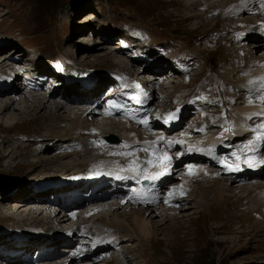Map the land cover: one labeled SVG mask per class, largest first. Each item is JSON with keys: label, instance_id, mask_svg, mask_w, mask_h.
<instances>
[{"label": "rangeland", "instance_id": "obj_1", "mask_svg": "<svg viewBox=\"0 0 264 264\" xmlns=\"http://www.w3.org/2000/svg\"><path fill=\"white\" fill-rule=\"evenodd\" d=\"M189 1L192 0H80L77 3L76 2L72 3L69 0H0V34L9 35L10 32H12L14 35L17 36L15 38L16 42H20L22 40L26 46H32V45L37 46L45 40H48L49 43L53 41L54 44H56V40L57 39L59 40V38L63 36V33H66L68 31L69 32L68 36H64L61 39L62 42L59 43L62 46L60 51L62 52L63 55L68 56L69 60H75L74 65H77L78 61L79 62L82 61L78 65H82V66L87 65L90 68L109 70V69H113L112 66L116 65L115 61H113V58L108 56L109 54L105 55L106 54L105 53L104 54L105 57L104 55L100 56L99 53L103 52V50L106 49L102 48L101 45L98 44L97 42L98 38L96 39L94 38L95 39L94 42L92 44H89V46L90 45L92 46V48L90 49V53L92 54L90 55L88 54L89 55L88 60H85L80 56V54L84 52L83 50H85V48L83 50L81 48L85 46L84 43L86 41L84 40L85 41L84 42L83 39H80L79 37H82L84 34L89 36L87 33L88 31L85 30V28L88 27H84V29L81 30L83 28V24H86V22L88 21V19H85L86 17L85 15L89 12H94V15L100 17V19L94 18L93 20H91V22L89 21L91 25V29L95 27L94 24H96L97 21L106 22L109 19H113V18L119 20L120 22L128 21L129 23L132 22V24L136 23L152 30L153 31L152 33L154 34L153 36H156L154 37L155 41H163L162 42L163 45L160 44V46L162 47V49L163 47H165V49H163L164 51L170 50L171 51L170 53H176L177 51L176 47L173 46L174 48L172 49L171 47H169L172 44L168 43V41L171 42V40H174L177 43L178 47L186 51V54L192 57H195L197 55L198 57H202V60L206 61V64H204V69H206L205 71L206 74L204 76L203 81L197 87H192V89L198 90L199 94L203 93L207 96H210L209 99H213L215 101V104L218 105L217 101L222 100L224 94H226L227 91L229 90L230 84L232 82H236L241 79L239 76L240 72H238L240 67L243 68V73H245L246 75L255 74L254 75L255 77L256 75L264 74L263 73L264 59H261L262 58L261 56H264L263 55L264 39H262V37H259L255 41L253 36V34L257 32L264 33V24L262 26L256 24V23L264 22V17L259 15L262 13V11L258 9L259 7L257 0H250L251 2L254 1V5L253 6L251 5L252 9L250 10V13L244 12L242 15H236L235 12L233 11L236 5L235 4L236 1L229 4L228 6L230 0L226 1L228 3H226L225 0H219V1L198 0L200 1V4L202 2H205L207 6H210V9L214 7L210 13L208 12V14L206 13L207 11H205L204 8H202V6L198 7V4L196 3L190 6V4H188ZM193 1L195 2L196 0ZM253 7L259 14L254 12ZM217 8H219V10H217ZM232 12L233 15L239 16L245 21H250L251 23H253V25H251V27L246 30L247 33L251 31L253 34H250L249 37H238L237 38L238 42L232 40V38L236 39V37H234L235 27L231 23L233 19L231 17ZM104 13H108V14L105 16ZM194 15L196 16L194 17ZM246 15L247 17H245ZM74 18L77 20L78 25L74 24L73 22ZM68 25H70L69 30H68L69 27ZM75 30H78V32L75 33ZM114 34H116L114 36L116 40L111 43L115 44V46L120 45V41L122 38L125 39L126 37H128L127 31L121 28H114V32L112 33V35ZM208 38H210V40L212 41L208 42L207 45L205 46V42L206 40H208ZM68 41H70L69 44L67 43ZM20 44L22 43L20 42ZM15 47L17 50L16 53L19 55H21L22 53L21 58H25V61L23 62L20 61L17 63H19L20 65H24L21 66L22 68L26 66L30 67L31 65H29V62L26 59L27 57L26 54L31 56V53L28 52L26 49L24 50V48L22 47L20 50L18 48V45H15L12 48ZM9 49L10 48L5 49V51L1 53L0 58H3L4 53L9 54L10 53ZM143 49L145 51H148V53L150 54H159L158 48L155 45H151L150 47H143ZM97 53L99 54L98 55L99 58L96 55ZM17 57L19 58V56ZM121 60L123 62V59ZM68 62H66L65 64L67 66L66 67L67 73H73L77 71L78 68L73 66V64L70 61ZM161 63L163 64L160 66L159 70H165V65H164L165 62L161 61ZM235 65H237L238 67H235ZM147 67L150 69L159 68L157 64H154L153 66H151V64H147ZM154 72L156 73V70ZM154 72L146 73L147 75L146 74L145 75L147 77H145L144 80L148 81L154 79V77L149 79L151 75H154L153 74ZM166 74L167 71L163 72L161 75L157 74V77L161 76L163 78V76H165ZM31 76L25 77L24 81L19 80L16 81L15 83L18 82L19 84L20 83L24 84V82L27 81V78L28 80L31 79ZM197 76H198L197 78H199V75ZM170 77H172V75ZM219 78H222L224 80H221ZM60 81L63 82L64 79ZM170 81L171 80H168L167 82H165V84L169 83ZM19 84H15V86L18 87L20 86ZM173 87H175V84H173ZM66 88L69 89L68 87ZM66 88L63 87L61 89H58L55 93L53 91L54 96L51 95V97L57 99L60 96L59 100H61L62 98H67L66 96L59 94L60 91H66L65 90ZM167 90L173 96L175 97L178 96V91L176 89H167ZM167 90L161 91V98L155 100L154 102V107L159 111L164 110L163 113L171 110L170 104L172 103L174 104V107L178 106L175 103L174 99L171 98L170 96H167L165 99L164 93ZM34 92H36L35 89ZM7 93L8 92L1 93V97H4ZM77 93L79 92L76 91V94ZM39 96L40 98L38 100L43 103L45 97L49 98V96H44L41 94H39ZM233 97L234 95L225 96V98L230 100V103H232ZM62 102L65 103V101ZM16 103L17 102H15V104ZM256 103L259 102H254V103L245 102L241 107L236 106L235 108L233 105L229 104L230 108H234V112L237 115V119L234 122V127L231 131V135L228 138L232 136L234 137L235 140L238 139L245 140L246 136L241 137V127L243 124V118L246 116V111H247L246 109H248L250 106ZM37 104L34 101L28 99L27 109L25 110L23 109V112H21L20 110L13 111V114L16 117L14 123L5 124L3 122L2 123L0 122L1 124L0 125V180L7 181L10 178L16 180V183L18 185L16 184L15 187L18 190L25 185H26L25 189L28 188L26 178L33 172L37 170L51 171L54 168L58 167V165H62V168L66 169V167H64L66 166V164L67 165L72 164V163L68 164L69 162L68 160H73V159L76 160V158L74 157L71 158L68 156H66V158L63 157V154H70V153H67L68 152L67 150L66 151L61 150L59 145L63 141L58 140L57 138L60 136V134L61 135L63 134L64 136V133L69 126H71L72 128L71 122L69 123V126H67L69 120H63V119L65 118L64 116H66V114H68V116L70 117L74 116L79 110V106H75V105L71 106L70 111L68 113V109H69L67 108L68 103L65 104L67 105V107L65 106L64 109L59 106L60 109L57 112H55L56 109L50 107V103L46 105V108H48L46 110L45 109L41 110L40 108H36ZM205 113L206 111L204 109L202 111V114ZM213 113L214 116H212V120H211L213 123H216L217 121H221L222 126L227 125V118H223L222 115H220V108L217 111H214ZM56 115L60 117L57 118ZM80 120L81 119L78 118L77 115V122H80ZM85 120H90L89 116H87ZM47 121L49 122L45 126H43ZM94 121H101V117L96 118ZM120 123L122 125H126L124 124V122H120ZM52 126L54 127L58 126V130L52 131L51 129H49ZM107 126L108 124L97 127L94 126L95 133L92 134L98 138H103L104 136L110 133H106L105 135H100L99 131L103 128H108ZM131 127L135 129L138 138L141 134L140 133L141 131L136 126H131ZM204 127H206V125L202 127L194 125L190 128V132L189 131L182 132L183 133L182 135L185 137H189L190 141L192 142V143H188L190 146H192L191 144H196V146L194 147L197 148L198 154L193 155L195 159L190 160L192 155H189V153L185 158H183L182 155H179L177 157L178 159L182 158V160L188 159L185 163L187 173L180 170L178 172V178L180 180V183L185 178L189 180L191 186L190 192L192 194L191 197L196 196L195 198H193L195 199L194 203L195 202L196 203L193 204L194 206H196L197 209L194 208L188 209L190 208L189 206L193 205L190 204L192 202L189 201L187 203L189 204L187 205L188 207H186L185 205H183L182 207L183 218L182 219L180 218L181 221H179L180 219L175 218L174 222L168 221V223H166L165 226L163 224L164 226L163 228H165L163 230L165 232L167 231L169 234L165 235L164 233H156V235L154 234L150 240L144 239L139 234L137 235L134 234L136 228L133 225L132 217L129 216L130 213H121L120 216L122 218L123 217L122 214H124L125 217L129 221H131L133 225V229H129V228L119 229L117 225L115 226L111 225L115 227L117 230H120L123 233H128L132 236L130 241L124 243L127 244L129 248H127V250L123 253V257L129 255L128 253L133 254L131 257L128 258L131 261V264H261V262L257 258L258 255L260 254L258 252V249L260 247L259 240L263 239V236L259 234L261 232V234L264 235V222L261 221L258 222V217L261 215V212L257 207V201L259 194L264 193V189L260 190L257 196L253 194V191L249 192L251 198L248 200L246 196L241 193L247 192L246 190H244V188L249 187L250 183H247L246 185L241 184V180L239 179L232 183L230 178L234 174H231L227 179H221L220 177H218L217 173L212 171V169L209 166L204 164L201 165L200 157L198 158L196 157L198 155H203L204 154L203 148H206L208 146L206 145V141L204 137H207L209 143L213 137V135L211 134L212 132L210 130L205 131ZM218 130L219 129H216V131ZM38 131H42V134H39V136L41 137L48 136L51 137L53 141H55V144L52 145L50 149H46L38 154H34L30 149L29 151L32 153V155L26 153L28 151V145L26 144L24 146L23 143H20L22 139H26V134H20L18 137L15 138L12 137L14 134L20 132L36 133ZM56 131H58L59 133H57ZM118 135L122 136V134H118ZM63 138L66 137L64 136ZM129 139H135V138L132 137ZM77 143L82 144L81 140H78ZM31 144L32 143H30V145ZM199 144H203V146L201 145L199 146L200 147L199 148L198 147ZM248 145L250 144L248 143ZM92 156L96 159L107 161V158L103 153L98 154L97 156L92 154ZM175 164L177 166H180L182 164V161L181 162L176 161ZM189 165H191L192 167L189 168ZM253 165L257 167H260V165L264 166V158L258 159V161L254 162ZM82 166H85V164L82 165V161H81L78 170H81ZM169 169L173 170V171L171 170L173 176L174 167L170 165ZM47 173H48L47 175H50V173L53 174V172H47ZM22 175L25 177L23 178ZM247 178L248 177L244 179ZM196 179L197 180L204 179L203 186H208L210 192L207 191L205 188H203V186H201V189L200 188L198 189L197 183L195 186H192V180H196ZM254 179L260 181L261 179H264V175H261L259 177H254ZM31 180L32 182L30 181L31 182L30 185L32 184V186H34L35 184H40L45 181L43 180L36 182L34 181L33 178ZM50 180H48V182H50ZM209 180L210 182H206ZM176 183H177L176 179H173L171 183L168 185V189L169 187L176 185ZM215 186L217 187V189ZM212 188H215V190L213 189L212 191ZM219 191L221 192L220 194ZM177 193L178 191L176 192V194ZM1 194L2 193L0 192V195ZM3 194H5V192ZM185 194H186V190H185ZM202 194L204 195L201 196ZM18 195L23 196L27 194L25 193ZM196 198L198 199V201L196 200ZM241 198L243 199L246 198L248 200L247 203L243 204ZM12 200H9L7 202L3 201L0 207L1 224L4 223L11 224L5 221H9V219L15 218V216L13 217L8 216L12 212L17 213V217L23 220L25 217L27 218L34 217L26 214L23 216L19 215L18 212L14 211V206L10 210L8 205L9 202ZM14 204L15 203H12V205ZM34 204L37 205L36 203ZM231 204H233L235 207L246 205L247 209H249V212L251 214L252 222L254 223V221H257L256 223H254L256 227H254L253 224H250L249 227L245 226L238 220L239 225L241 224L242 225H241V229L236 230L231 222L232 219H224L223 217H221L222 211L226 210L229 206H231ZM26 206L29 207L28 205ZM26 206L20 208V211L23 210L24 208L26 209L27 208ZM42 206L46 207L47 205L41 204L40 207L43 208ZM129 207L130 205L124 204V207H120L118 208V210L124 212L126 208L130 210ZM50 208L52 210L53 208L52 205H49L45 209L49 211ZM138 208H140V206ZM133 211L134 210H132V212ZM169 211H171V209ZM240 211H241L240 209H234L233 218L236 217L237 219L239 216L236 215H238ZM1 213L4 215H2ZM54 213L51 218L56 219L55 216L57 215H54ZM189 216L191 217L190 219L188 218ZM35 217L38 218V222H41L42 225L46 224V226L44 227L45 228L47 227L48 230L60 231L62 229V228L58 229L59 227L58 224L61 225V223L60 222L58 223L57 220L55 221L50 220V221H54L53 222V225L55 224L54 226H58V227H54L53 225L50 224V221L49 222L43 221L45 219L43 218L44 216L42 215L37 216V212ZM104 217L105 216L100 217L98 219V222L99 221L105 222ZM109 218L110 219L114 218V215L112 214L109 215ZM114 219L116 220V218ZM157 219L162 220V218L160 217H158ZM104 222L98 223V225L104 227L103 226V224L105 225ZM215 222L216 224H213ZM41 224L36 223V225L43 228ZM245 224L248 225L249 221H246ZM223 225L225 226L223 227ZM156 229L157 228L155 227V230ZM77 235L78 234H76V236ZM3 236L4 234H2L0 240L2 239ZM63 242H61V244ZM61 244L59 245L58 249L63 248ZM162 252L166 253L168 257L159 254ZM33 253L34 252L32 251L29 252L30 255L35 254ZM59 260L60 259L51 260V263L58 264ZM75 260L76 259L73 260L71 259L69 262H66L65 264H72L71 262H74ZM116 261H120V260L118 259L112 260L109 262V264H115ZM3 263L7 264L8 262L7 261L5 262V260L1 262L0 260V264ZM18 263H24V262L18 260ZM63 263L64 261L61 264Z\"/></svg>", "mask_w": 264, "mask_h": 264}, {"label": "bare ground", "instance_id": "obj_2", "mask_svg": "<svg viewBox=\"0 0 264 264\" xmlns=\"http://www.w3.org/2000/svg\"><path fill=\"white\" fill-rule=\"evenodd\" d=\"M205 1H207V0H205ZM214 1V0H213ZM217 1H219V0H217ZM226 1H228V0H225V2ZM236 1V5H235V8H234V12H235V14L236 15H242L244 12H247V13H250V10L252 9V6L254 5V1H250V0H232V2L230 1V3H228V2H226V3H228V6H229V4H231V3H233V2H235ZM252 5V6H251ZM201 6H207L206 4H205V2H202V5ZM203 8V7H202ZM253 9H254V7H253ZM254 11H256L255 9H254ZM255 14V13H254ZM253 15V14H252ZM86 17H85V19H88V21L86 22V24H83V28L81 29V30H83L84 29V27H88V28H85V30H87L88 32H90V30H91V25H90V22H91V20H93L94 18H99L100 19V17H97V15H94V12H89V13H87L86 15H85ZM196 15H194V17H195ZM245 17H247V15L245 16ZM253 17V16H252ZM78 19V18H77ZM72 21V20H71ZM90 21V22H89ZM73 22H74V24H77L78 25V22H77V20L74 18L73 19ZM94 24V23H93ZM77 25H75V26H77ZM82 25V24H81ZM84 25H86V26H84ZM74 28V27H73ZM78 29H80V28H78ZM76 32H78V30H75V33ZM87 32V33H88ZM75 35V34H74ZM116 34H114V35H112V37H114ZM253 36H254V39H255V41L259 38V37H262V39H264L263 37H264V33L263 32H260V33H254L253 34ZM80 39H83V41L85 40L87 43H89L90 41H91V38H89L86 34H84L82 37H79ZM78 38V39H79ZM115 38V37H114ZM122 39H124V38H122ZM68 40V39H67ZM95 40V39H94ZM93 40V41H94ZM119 40V39H118ZM66 41V40H65ZM84 41V42H85ZM69 42L70 41H68L67 43L69 44ZM84 42H82V43H84ZM97 42H98V44H100L101 45V47L102 48H104V49H106V50H103V52H101V53H99L100 54V56H103L105 53V55H108L109 57H111V58H113V61H115V64L116 65H114V67L115 68H117V69H119V70H122V67H120V65H122L123 64V62H122V56H123V53L121 54V49L118 47V46H115V44H110V43H102V40H101V38H98L97 39ZM117 43V42H116ZM120 43H121V41H120ZM90 44H92V43H90ZM110 44V45H109ZM254 44V43H253ZM84 47L83 48H81L82 50L85 48V50H83L84 52L82 53V54H80V56L83 58V59H85V60H88V57H89V55L90 54H92V53H90V49L92 48V46L90 45H88V44H85L84 43ZM261 47V46H260ZM101 48V49H102ZM14 48H10L9 50H10V54H13V52L15 51V53H16V51L17 50H13ZM15 49H16V47H15ZM108 49V50H107ZM164 49V48H163ZM81 51V50H80ZM27 53V52H26ZM10 54H8V53H4V55H3V58H0V59H2V60H0V72H2L3 73V75H6V76H9V79L7 80V81H9V80H11V79H13V77H14V75H11L9 72H13V73H15V75H16V70H15V68H16V66H18L19 65V63H14L13 61H12V58L10 57V56H8V55H10ZM89 54V55H88ZM98 53L96 54L97 56L99 55ZM105 55H104V57H105ZM17 56H19V58L17 57ZM25 56V55H24ZM26 59H27V61L29 62V65H31L30 66V68H34L33 70L36 72L37 71V69L36 68H39V66L37 67V64L39 63V64H41V62H37L35 59H34V57H33V54H31V56L30 55H28V54H26ZM22 57V53H21V55H19V54H17L16 55V58L19 60V61H25V58H21ZM261 57H263V56H261ZM93 58V57H92ZM98 58H99V56H98ZM80 62H82V61H80ZM80 62L78 61V64H80ZM263 62V61H262ZM26 63V62H25ZM69 63V62H68ZM84 63V62H83ZM85 63H86V61H85ZM27 64V63H26ZM82 64V63H81ZM73 66H77V65H73ZM72 66V67H73ZM25 69L26 68H28L27 66L26 67H24ZM158 69H160V68H158ZM258 69V68H257ZM27 70V69H26ZM137 70V72L138 73H141L140 71V68H138V69H136ZM156 69H152L151 71L149 70V73H151V72H154ZM262 71V70H261ZM253 72V71H252ZM262 73V72H261ZM264 73V72H263ZM143 74V73H142ZM154 75H155V72L153 73ZM256 74H258V73H256ZM147 75V74H146ZM157 75V74H156ZM161 75V74H160ZM151 76H153V75H151ZM56 78V81L58 80L57 79V77H55ZM255 78H256V80H257V82H259V83H261V81H262V79H264V74L263 75H256L255 76ZM27 80H28V78H27ZM31 80V79H30ZM0 82L2 83L3 82V79H0ZM25 82H27V81H25ZM24 82V83H25ZM5 83V82H4ZM18 83V82H17ZM16 83V84H17ZM20 86H15L14 85V87L11 89V91L10 92H8L4 97H1V93H0V122L2 123H5V124H10V123H14V121L16 120V117L14 116V114H13V111L14 110H20L21 112H23V109L25 110V109H27V100L28 99H30V100H32V101H34L37 105H36V108H40L41 110H43V109H48V108H46V105L47 104H49L50 103V107H52L53 109H56V111L55 112H57L59 109H60V107H62L63 109H64V107L66 106L67 107V105H65L66 104V102L65 103H63L61 100H59V97L56 99V98H53V97H49V98H44V103L43 102H40L38 99L40 98V96H39V94H37V92H34V89H32L33 91H28L26 88H29V86H25V84H19ZM66 88V87H65ZM26 90V91H25ZM30 90V89H29ZM66 91H60L59 92V94H61V95H63V96H67L68 94H67V92L69 93L70 92V90L69 89H65ZM25 91V92H24ZM54 94V93H53ZM54 96V95H53ZM27 97H28V99H27ZM53 98V99H52ZM68 98V97H67ZM16 99H19V100H16ZM33 99H35V100H33ZM42 99V98H41ZM43 100V99H42ZM41 100V101H42ZM78 100H81V101H78L79 103H76V105L75 106H79V110L77 111V115H78V118H80L81 120H80V122H77V115H76V117H74L73 119L72 118H70V120H71V125H72V130H74V129H76V128H78L82 123H84V122H86V121H88V120H85V118L87 117V116H89V118H90V122H93L96 118H95V116H93V115H91V114H89L88 113V111H89V107H87L84 103L87 101L85 98H78ZM15 102H17L16 104H15ZM32 103V102H31ZM30 104V103H29ZM33 106V105H32ZM60 106V107H59ZM248 107V106H247ZM51 108V109H52ZM242 109V108H241ZM31 110V109H30ZM41 110H40V112H41ZM238 110V109H237ZM240 110V109H239ZM247 111H246V116L243 118V124H242V127H241V137H245V136H247V135H249V134H251L254 130H255V128H256V126L257 125H260V126H263L264 127V103L263 102H259V103H256V104H254V105H252V106H250L248 109H246ZM37 111V110H36ZM50 111V110H49ZM68 111H70L69 109H68ZM164 111V110H163ZM42 112H44V111H42ZM64 112V111H63ZM71 112H72V110H71ZM11 113V114H10ZM36 113H38V112H36ZM75 113V112H74ZM242 113V112H241ZM49 114V113H48ZM54 114V113H53ZM238 114H240V113H238ZM13 115V116H12ZM19 115H20V113H19ZM40 115V114H39ZM46 115V114H45ZM50 116V115H49ZM57 116V118L58 117H60V116H58V115H56ZM91 116V117H90ZM37 117V116H36ZM39 117V116H38ZM52 117V116H51ZM23 118V117H22ZM54 118V117H53ZM50 119V118H49ZM88 119V118H87ZM23 120V119H22ZM99 120H100V118H99ZM239 120H241V119H239ZM106 121H108L110 124H108V122H103V124L104 125H111L110 127H108V128H103V129H101L100 131H99V134L100 135H105L106 133H117V134H122V136L123 137H127V138H132V137H134V138H137V135H136V131H135V129H133L131 126H130V124H128V123H126V122H124V124H126V125H122L120 122L119 123H116V119L115 118H106ZM80 124V125H79ZM1 125V124H0ZM12 125V124H11ZM97 127V126H96ZM119 130V131H121V132H115L114 130ZM86 132V134L87 135H93L92 133H95V128H94V126H89V128H87L86 130H85ZM52 132V131H51ZM56 132H58V131H56ZM50 133V132H49ZM53 133V132H52ZM55 134V133H54ZM55 138V137H54ZM205 138V141H206V143H209L208 142V140H207V137H204ZM194 143H197V142H194ZM80 144V143H79ZM189 145V144H188ZM193 145H195V144H193ZM209 146V145H208ZM208 146L206 147V148H203V152H204V154L205 155H208L209 154V152L211 151V150H209V148H208ZM250 146H251V150H255V156L251 159V164H252V166H254L253 164H254V162H256V161H258V159H260V158H264V153H263V156L262 155H260L259 154V152L260 151H262V150H264V146H262V147H259V146H257V145H253V144H250ZM5 147V146H4ZM191 147L194 149V151L193 152H191ZM190 148H189V150H188V153H189V155H194V154H198V150H197V148L196 147H193V146H191ZM199 147V146H198ZM200 148V147H199ZM71 152V151H70ZM15 153V152H14ZM68 153V152H67ZM18 154V153H17ZM60 154V153H59ZM203 154V153H202ZM203 154V155H204ZM66 156H68V157H73V155H71V154H63V157L64 158H66ZM202 155H198L196 158H198V157H201ZM100 158V157H99ZM105 159V158H104ZM74 160V159H73ZM69 161V160H68ZM243 160H239V164H243ZM70 163H72V162H70ZM70 163H68V164H70ZM79 164H81V161L79 162ZM84 164V163H83ZM82 164V165H83ZM67 165V164H66ZM64 167H66V166H64ZM158 168L156 169V173L157 174H159L160 175V178H161V180H165L167 177H170V176H172V172H171V170L169 169L170 168V166L168 167V166H163V165H158L157 166ZM250 168V166L248 165V166H245V167H243L242 168V170H241V172L240 173H242V174H244V177H242V178H239V177H237V176H235V174L233 175V176H231V178H230V180L232 181V183L233 182H235L236 180H238V179H244V178H246L248 175H250V174H246L245 175V171L244 170H247V169H249ZM51 169V168H50ZM65 169V168H64ZM173 171V170H172ZM51 174V173H50ZM70 174H72V172H68V173H64V175H70ZM157 174H155V175H153V177H152V179H156L157 178ZM23 176V175H22ZM215 176V175H214ZM246 176V177H245ZM27 179V178H26ZM57 179L55 178V179H51L50 180V183L51 182H55ZM22 181V180H21ZM32 181V180H31ZM182 184H183V186L178 190V193L176 194V193H173V195L171 196L172 198L173 197H176V198H179L180 199V201L181 202H185V203H182V204H180V205H178V207H176L177 208V211L176 210H174V209H172V208H170V207H172V206H174V203H169V207L167 208L168 210H165V209H163L162 207H161V205L159 206V205H152V206H150V207H148V206H141L140 208H138L137 210H134L133 212L132 211H130V210H128V208H124L125 210H124V212L122 211H119L118 210V208H120V207H124V203L122 202V201H124V199H120L119 201L118 200H114V201H111V203H110V205L108 206V208L109 209H107V210H104V213L102 214V216H105V215H108V214H112V215H114V218H116V220L114 219L113 221H107V217H104L105 218V222L107 223V224H110V225H113V226H115V225H117L118 226V228L119 229H126V228H129V229H133V225H134V227L136 228V230H135V233L134 234H139V235H141L144 239H147V240H150L151 238H152V236L155 234L156 235V233H164L165 235H167V234H169L167 231L165 232L163 229H165V228H163L164 226H165V224L166 223H168V221H172V222H174V219L175 218H178V219H182L183 218V213H182V207H183V205H185L186 207H188L187 205H189V204H187L189 201L190 202H192V203H190V204H193L194 203V201H195V199H193V198H195L196 196H194V197H187L186 196V194H185V190H187L188 188L190 189L191 188V186H190V182H189V180L188 179H183L182 180V182H181ZM32 185V184H31ZM51 185H53V184H51ZM223 186V185H222ZM25 187H26V185L25 186H23V187H21L19 190H24L25 189ZM216 187V186H215ZM218 187H220V186H218ZM246 187V186H245ZM18 188V187H17ZM203 188H205L207 191H209V189H208V186H203ZM232 188V187H231ZM201 189V188H200ZM213 189L215 190V188H212V191H213ZM216 189H217V187H216ZM244 189H247L249 192H252V188H249V187H246V188H244ZM206 190H204V191H206ZM203 191V192H204ZM218 191V190H217ZM202 192V193H203ZM210 192V191H209ZM215 192V191H214ZM51 193H56V191L55 190H51ZM191 193V192H190ZM221 192L219 191V194H220ZM27 194V193H26ZM198 194V193H197ZM204 194H202L201 196H203ZM58 197H61V193H59L58 195H57ZM138 196H140V193H139V195ZM223 198V197H222ZM221 198V199H222ZM19 199H21L22 200V202L19 200ZM14 200V201H13ZM12 201H10L9 202V205H8V207H9V209L11 210V208H13V206H14V211H16V212H18V214L19 215H31V216H35L36 215V213H35V211H33V210H28V211H26V209L24 208L23 210H21L20 211V208H22V207H24V206H26V205H23V204H26V202L27 201H29L30 199H27L26 198V195H23V196H20V195H17V199H13ZM122 200V201H121ZM188 200V201H187ZM192 200V201H191ZM196 200L198 201V199L196 198ZM241 200H243V198H241ZM263 201H264V193L263 194H259V196H258V201H257V207L259 208V210H260V212H261V215L258 217V222H264V204H263ZM175 202H177V200H175ZM12 203H15L14 205H12ZM19 203H23V204H19ZM196 203V202H195ZM194 203V204H195ZM199 203V202H198ZM197 203V204H198ZM194 204L193 205H191V206H189L190 208H188V209H192L193 208V206H194ZM47 205V204H46ZM177 205V204H176ZM175 205V206H176ZM49 205H47L46 206V208L48 207ZM27 207V206H26ZM43 207V206H42ZM53 207V206H52ZM126 207V206H125ZM135 207H139V206H133V205H131L130 204V207H129V209L130 208H135ZM41 208V207H40ZM92 206H89V207H87V209L88 210H82L81 209V212H80V214L81 213H83L84 214V216H85V220H83L84 222H88V223H90V225H91V227L92 228H94V229H97L96 227H95V224L98 222V219L100 218V217H102L101 215L100 216H97L96 214H95V212H94V210H92ZM171 209V211H169ZM20 211V212H19ZM180 211V212H179ZM13 213V214H12ZM12 213H10L8 216H15V217H17V213H15V212H12ZM53 213H54V210H53V208H52V210H51V208H50V210L48 211L47 209H45V211L44 210H42V213L40 214L39 212H37V216H44L43 218H45L43 221H50V220H57V222H60L61 223V225H59L58 224V226H54L53 225V222L54 221H50V224L51 225H53L54 227H58V229L60 228H64V227H62V226H65V223L66 222H68V218L65 216L66 214H64L63 212L60 214V215H58V216H55L56 217V219L55 218H51L52 217V215H53ZM121 213H130V217H132V222H133V225H132V223H131V221H129L126 217H125V215L124 214H122L123 215V217L121 218V216H120V214ZM156 213H159V214H156ZM187 213V212H186ZM194 213V212H193ZM16 214V215H15ZM45 214H46V216H45ZM47 214H49V215H47ZM79 214V215H80ZM185 215H187V214H185ZM188 215H190V214H188ZM158 217H160V218H162V220L160 219H157ZM8 218V217H7ZM50 218V219H49ZM189 219L191 218L190 216L188 217ZM157 219V220H156ZM181 219L179 220V221H181ZM59 220V221H58ZM159 220V221H158ZM257 221H254V223H256ZM32 223H35V222H32ZM36 223H40L41 224V222H36ZM35 223V224H36ZM163 224H164V226H163ZM161 225H162V227H161ZM41 226H43V228L42 229H46L44 226H46V224H44V225H42L41 224ZM225 225H223V227H224ZM155 227L157 228L156 230H155ZM167 230V229H166ZM134 231V230H133ZM170 231V230H169ZM54 232V234L53 235H51L50 237H47V238H44L43 240H41V242H38L39 243V245L40 246H46V248L47 247H51V246H56V245H58V247H59V245L61 244V242H63V241H65V240H62L61 239V237H60V232H62V233H64L63 232V230H60V231H57V230H55V231H53ZM72 234H73V236L75 237L76 236V234H79L78 233V231H76V230H74L73 232H72ZM8 235H5L4 234V236L2 237V239L0 240V249H2V250H0V258L1 259H3V260H5V262L7 261L8 263L7 264H11V263H14V264H16V263H18L17 261L19 260V259H17L18 258V256H12L11 254H12V252L14 251V250H20V251H22V249H26L28 252L26 253V254H29V252L30 251H32V252H34L35 254H36V252L38 251V250H35V249H37V245L35 244V241L32 243V247L34 248L33 250H28L29 249V247H27V248H24V247H20L19 245H21L20 244V241H18V242H16V244L15 243H13V242H8V240L6 239V237H7ZM68 237H69V234L67 235ZM78 236V235H77ZM123 236H125V235H123ZM132 236H129V238H131ZM49 239H53L55 242H53V243H50L49 245H47L48 244V240ZM248 240V239H247ZM226 242V241H225ZM242 243V242H241ZM19 246V247H17V246ZM22 246H24V244H22ZM2 247V248H1ZM33 253V254H34ZM72 260L73 259H75V257H73V258H71ZM54 260V259H53ZM51 261V260H50ZM67 261H64V263L63 264H65ZM61 264V263H60ZM100 264H102V263H100Z\"/></svg>", "mask_w": 264, "mask_h": 264}, {"label": "snow or ice", "instance_id": "obj_3", "mask_svg": "<svg viewBox=\"0 0 264 264\" xmlns=\"http://www.w3.org/2000/svg\"><path fill=\"white\" fill-rule=\"evenodd\" d=\"M261 84H262V86H264V79H262ZM261 99L264 100V95L261 96ZM169 119H170V120L178 119V114H177V113H170V114H169ZM144 122L146 123V121H144ZM261 131H264V130H261ZM237 159H239V157H237ZM248 163H249V166H252V164H251V158H249ZM191 167H192V166L189 165V168H191ZM223 167H225V168L228 169L229 171H240L239 168H234L232 165H229V164L227 163V160H225V161L223 162ZM174 191H175V190L170 191V192L168 193V195H169V196H172L173 193H174ZM165 202H167V201H165Z\"/></svg>", "mask_w": 264, "mask_h": 264}, {"label": "water", "instance_id": "obj_4", "mask_svg": "<svg viewBox=\"0 0 264 264\" xmlns=\"http://www.w3.org/2000/svg\"><path fill=\"white\" fill-rule=\"evenodd\" d=\"M69 1H71V2H78V1H80V0H69Z\"/></svg>", "mask_w": 264, "mask_h": 264}, {"label": "trees", "instance_id": "obj_5", "mask_svg": "<svg viewBox=\"0 0 264 264\" xmlns=\"http://www.w3.org/2000/svg\"><path fill=\"white\" fill-rule=\"evenodd\" d=\"M240 174H242V173H240Z\"/></svg>", "mask_w": 264, "mask_h": 264}]
</instances>
